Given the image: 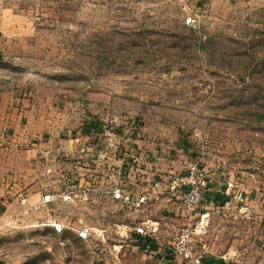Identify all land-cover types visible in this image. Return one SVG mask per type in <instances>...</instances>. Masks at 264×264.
I'll return each instance as SVG.
<instances>
[{"label":"rangeland","instance_id":"obj_1","mask_svg":"<svg viewBox=\"0 0 264 264\" xmlns=\"http://www.w3.org/2000/svg\"><path fill=\"white\" fill-rule=\"evenodd\" d=\"M2 77L17 95L57 89L28 106L65 160L33 169L45 213L20 209L25 197L0 212V264H264V0H0ZM192 164L208 179L197 209L150 186ZM229 178L243 201L213 213ZM117 187L147 198L124 203ZM203 210L186 258L179 234Z\"/></svg>","mask_w":264,"mask_h":264},{"label":"crops","instance_id":"obj_2","mask_svg":"<svg viewBox=\"0 0 264 264\" xmlns=\"http://www.w3.org/2000/svg\"><path fill=\"white\" fill-rule=\"evenodd\" d=\"M25 84H29L30 87L22 84L20 86H24L28 90L17 95L15 88L17 84L14 79L0 78V212L6 211V215L10 212V207L24 197L26 203L20 204V209L34 205L30 212L37 207L36 209H41L45 213L53 204V200L42 203L41 199L47 192H37L34 186L27 187V185L34 184V176H37L34 175L33 169L35 167L47 169L50 167L49 163L54 155L56 156L53 161L56 166L57 162L65 160V156L57 152L60 149L56 142L60 135L44 128L46 122L43 117L41 119L39 116L41 113L45 117L41 109V112L35 110L32 113L28 106L39 104V101H44L47 104L53 99L56 101L59 97L57 89L36 82ZM42 109L47 112V108L43 107ZM51 115L58 117L56 113ZM45 118L48 120V117ZM34 119L38 122L41 119L42 122L35 126L32 122ZM23 127H26L27 133H24ZM54 139H57L54 141L56 147L52 149L47 142ZM11 183H14V186L8 189L6 184ZM21 184L26 186L23 188L24 190L20 189L22 191L16 187ZM3 216H0V223Z\"/></svg>","mask_w":264,"mask_h":264},{"label":"built area","instance_id":"obj_3","mask_svg":"<svg viewBox=\"0 0 264 264\" xmlns=\"http://www.w3.org/2000/svg\"><path fill=\"white\" fill-rule=\"evenodd\" d=\"M190 18L186 19V22H190ZM109 133V130L106 131ZM88 153V148L80 147V153ZM93 155L92 151L89 153ZM152 188L162 187L168 194L175 196L183 205H187L192 209H197L201 206L204 201V190L208 187V179L204 169H201L197 165H189L187 171L184 174H174L169 175L165 181L162 179L153 177L150 184ZM75 185L69 184L66 186L64 192L56 195L62 202H67L71 199L72 194L75 192ZM224 189L226 191V198L219 202V204L212 206V212L216 214H221L228 209L229 201L228 196L238 201H243V195L246 193L244 187H237L236 182L229 178L224 184ZM113 196L115 199L121 200L127 204L140 205L146 198L147 193L144 191L139 193V195L134 196L131 191H125L119 187L115 188L113 191ZM53 200V196L50 194H44L41 202L48 203ZM209 210H203L202 214L199 215V221L194 227L187 226L182 229L179 234L178 239V249L186 258H192L191 246L194 244L195 235L205 231L208 221H209ZM51 226L56 230H62V225L58 222H53ZM134 230L139 235H146L150 233L151 230H147V227L139 225L134 227ZM80 237H87L89 234L88 227H83L78 230Z\"/></svg>","mask_w":264,"mask_h":264}]
</instances>
